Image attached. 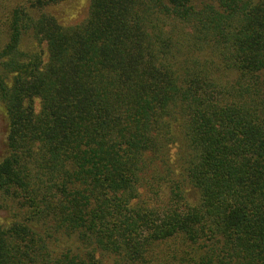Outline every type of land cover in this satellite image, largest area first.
<instances>
[{
  "label": "trees",
  "instance_id": "trees-1",
  "mask_svg": "<svg viewBox=\"0 0 264 264\" xmlns=\"http://www.w3.org/2000/svg\"><path fill=\"white\" fill-rule=\"evenodd\" d=\"M64 1L0 0V264H264V0Z\"/></svg>",
  "mask_w": 264,
  "mask_h": 264
},
{
  "label": "rangeland",
  "instance_id": "rangeland-1",
  "mask_svg": "<svg viewBox=\"0 0 264 264\" xmlns=\"http://www.w3.org/2000/svg\"><path fill=\"white\" fill-rule=\"evenodd\" d=\"M90 0H66L51 6L48 10L53 13L62 24H76L87 17ZM36 106H40V101H36ZM4 123L0 118V156L5 153L4 148Z\"/></svg>",
  "mask_w": 264,
  "mask_h": 264
}]
</instances>
